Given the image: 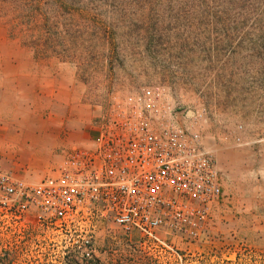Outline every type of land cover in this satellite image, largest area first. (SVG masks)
Instances as JSON below:
<instances>
[{
    "label": "rangeland",
    "instance_id": "374dc122",
    "mask_svg": "<svg viewBox=\"0 0 264 264\" xmlns=\"http://www.w3.org/2000/svg\"><path fill=\"white\" fill-rule=\"evenodd\" d=\"M156 85L202 114L219 170L198 237L142 247L101 223L88 258L76 235L0 223V264H264V0H0L2 170L40 182L60 166L48 142L61 156L73 127L92 135L116 97Z\"/></svg>",
    "mask_w": 264,
    "mask_h": 264
},
{
    "label": "built area",
    "instance_id": "2783aa9c",
    "mask_svg": "<svg viewBox=\"0 0 264 264\" xmlns=\"http://www.w3.org/2000/svg\"><path fill=\"white\" fill-rule=\"evenodd\" d=\"M202 118L161 85L116 97L52 175L33 184L0 168V223L76 235L88 258L101 223L138 233L142 247H171L162 232L198 237L222 196Z\"/></svg>",
    "mask_w": 264,
    "mask_h": 264
},
{
    "label": "crops",
    "instance_id": "0c3cea01",
    "mask_svg": "<svg viewBox=\"0 0 264 264\" xmlns=\"http://www.w3.org/2000/svg\"><path fill=\"white\" fill-rule=\"evenodd\" d=\"M66 138L69 140V142L75 148L77 146L81 147L85 143H87L89 141V139H90V135L87 134V132H83V130L80 127L75 126V127H73L71 129L70 133L67 134ZM50 142H48V144H47L48 146H50L48 148L47 152H45L47 147L43 148V150H44V152H43L44 154L43 155H45V156L47 155L46 156V158H47L46 160L48 161V165H53V164H56V163H60L61 164L63 162V160H64V155H63V150L64 149L63 148L61 149V156H59L60 154L58 155V153H57L55 156L51 157L52 149H54V148L57 149L58 146L61 144V137L57 136L56 138H54L53 145ZM74 148H69V149L71 150V149H74Z\"/></svg>",
    "mask_w": 264,
    "mask_h": 264
}]
</instances>
